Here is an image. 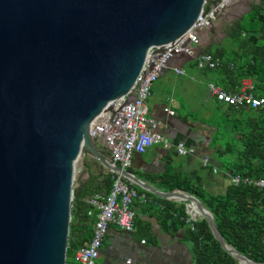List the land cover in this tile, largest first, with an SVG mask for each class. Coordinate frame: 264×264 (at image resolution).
I'll use <instances>...</instances> for the list:
<instances>
[{
  "label": "water",
  "instance_id": "1",
  "mask_svg": "<svg viewBox=\"0 0 264 264\" xmlns=\"http://www.w3.org/2000/svg\"><path fill=\"white\" fill-rule=\"evenodd\" d=\"M205 1L0 0V264H66L86 158L192 206L223 251L257 264L226 244L196 197L148 187L113 166L89 135L101 113L132 98L149 51L187 33ZM194 53L189 60L200 47Z\"/></svg>",
  "mask_w": 264,
  "mask_h": 264
},
{
  "label": "trees",
  "instance_id": "2",
  "mask_svg": "<svg viewBox=\"0 0 264 264\" xmlns=\"http://www.w3.org/2000/svg\"><path fill=\"white\" fill-rule=\"evenodd\" d=\"M225 34L219 45L201 49V53L221 62L215 70H201L203 75L230 94L239 89V82L248 79L253 84L254 95L264 99V0H259L245 15L231 23ZM185 66L196 67V61L186 60ZM214 102V112L217 110L214 114L221 120H216L217 133L212 138V146L219 145L214 149L215 160L230 175L255 180L264 178V105L256 110H238ZM164 181L169 190L192 195L202 203L226 244L251 261L264 264L263 192L251 186L230 185L224 195L211 196L178 178L172 181L167 177ZM111 186L112 175L108 173L90 178L80 193L74 190L66 264H77L73 259L75 251L87 245L92 236L96 214L88 215L91 206L85 199L105 196ZM176 213L179 223L186 228L185 239L191 245L196 264H238L223 251L205 220H197L191 228L184 222L187 218L184 205L179 206Z\"/></svg>",
  "mask_w": 264,
  "mask_h": 264
},
{
  "label": "crops",
  "instance_id": "3",
  "mask_svg": "<svg viewBox=\"0 0 264 264\" xmlns=\"http://www.w3.org/2000/svg\"><path fill=\"white\" fill-rule=\"evenodd\" d=\"M237 5L238 2L228 12ZM227 20L229 18L220 17L206 30L209 36L204 43L201 39L200 49L208 46L212 48V45H219L224 41L226 29L238 19L231 23ZM206 31L201 33L200 38ZM185 63L186 60L175 64L174 67L181 68L184 75H177L172 68H168L158 77L152 87L148 107L149 117L162 124L158 132L172 145L181 143L186 150H192L193 153L179 156L175 148L167 150L161 145H154L144 154L135 155L127 171L148 187L163 193L179 192L171 191L166 186L164 180L170 177L172 181L174 178L187 181L201 188L207 195H224L232 184L229 172L214 158V149L219 148V145L212 146V138L217 133L216 120H221L214 114L217 113V110L214 112L215 102L207 91V84L212 82L207 81L201 70L185 66ZM161 80L167 83L164 87L156 85L160 84ZM242 82L249 83L253 91L250 80L239 82V88ZM165 109L173 112V116L165 113ZM95 145L108 160V153L101 144L95 142ZM206 158L208 163L205 164ZM84 162L90 169L84 170L85 165L81 168L78 183L83 185V188L90 178L96 179L108 174L100 164H91L89 158ZM134 187L143 191L139 195L144 198L133 202L134 231L126 233L113 225L110 226L100 247L96 264H196L191 245L185 239L186 228L179 223L176 213L181 205H184L186 210V203L161 198L136 184ZM188 219L187 214L185 225L192 228L194 222Z\"/></svg>",
  "mask_w": 264,
  "mask_h": 264
},
{
  "label": "built area",
  "instance_id": "4",
  "mask_svg": "<svg viewBox=\"0 0 264 264\" xmlns=\"http://www.w3.org/2000/svg\"><path fill=\"white\" fill-rule=\"evenodd\" d=\"M237 2L238 0H206L202 12L187 33L174 44L158 49V52H155V49L149 51L146 63L131 90L132 98L127 100L123 97L115 101L111 105V110L101 113L91 123L90 137L107 151L108 160L113 166L127 171L135 155L144 154L154 145H161L167 150L175 148L179 156L193 153L192 150H186L181 143L172 145L164 135L158 132L162 124L149 117L148 100L152 86L168 68H172L177 75H184L181 68H174L173 62L193 58L195 47H201V31L208 30L210 20L215 21V18L222 17ZM194 60L198 70L205 68L215 70L221 66L220 60L204 53H200ZM170 63L174 66H169ZM207 91L220 105L238 110H256L264 105V99L256 97L252 86L247 82H242L241 87L232 94L225 92L214 83L207 84ZM164 112L173 116V112L168 109ZM204 163H208V158ZM110 174L112 186L109 193L105 196L96 195L87 200L91 206L88 215L95 213L96 221L90 241L75 251L73 259L77 264H96L100 247L110 226L113 225L126 233L134 231L135 211L132 205L136 199L144 198H140L142 197L139 195L140 192L130 180L121 174ZM230 182L234 186H251L264 193V178L255 180L230 175ZM186 211L189 221L195 222L198 219V214L192 206L186 204Z\"/></svg>",
  "mask_w": 264,
  "mask_h": 264
},
{
  "label": "rangeland",
  "instance_id": "5",
  "mask_svg": "<svg viewBox=\"0 0 264 264\" xmlns=\"http://www.w3.org/2000/svg\"><path fill=\"white\" fill-rule=\"evenodd\" d=\"M258 3H259V0H238V5L235 6L234 9L231 12H228V13H226L223 16L226 17V18H229V20H227V22L231 23L234 20L241 18L243 15H245L250 10L251 6L256 5ZM231 19H233V20H231ZM208 34L209 33L207 31L204 33V35L201 38V39H203L202 43H204L205 39H207V37L209 36ZM217 40H219V39H217ZM177 63H179V61L175 62L174 65L177 64ZM166 84L167 83H163L162 80H161L160 84L157 83L156 85H158L159 87H164ZM151 95H152V90H151ZM91 162L94 163L93 160ZM76 175H78V173H76ZM79 179H80V177L76 178L75 182H79L80 181Z\"/></svg>",
  "mask_w": 264,
  "mask_h": 264
},
{
  "label": "clouds",
  "instance_id": "6",
  "mask_svg": "<svg viewBox=\"0 0 264 264\" xmlns=\"http://www.w3.org/2000/svg\"><path fill=\"white\" fill-rule=\"evenodd\" d=\"M199 219H201V218H200L199 215H198V219H197V220H199Z\"/></svg>",
  "mask_w": 264,
  "mask_h": 264
},
{
  "label": "bare ground",
  "instance_id": "7",
  "mask_svg": "<svg viewBox=\"0 0 264 264\" xmlns=\"http://www.w3.org/2000/svg\"><path fill=\"white\" fill-rule=\"evenodd\" d=\"M194 211H196V209L194 208Z\"/></svg>",
  "mask_w": 264,
  "mask_h": 264
}]
</instances>
